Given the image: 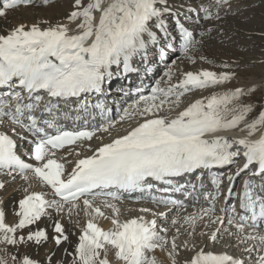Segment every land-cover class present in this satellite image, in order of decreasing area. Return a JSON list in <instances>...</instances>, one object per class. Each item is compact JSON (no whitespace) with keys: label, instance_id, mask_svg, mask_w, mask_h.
<instances>
[{"label":"snow or ice","instance_id":"1","mask_svg":"<svg viewBox=\"0 0 264 264\" xmlns=\"http://www.w3.org/2000/svg\"><path fill=\"white\" fill-rule=\"evenodd\" d=\"M41 2L46 6L49 0ZM35 3L36 0H0V18L7 19L10 13L22 6ZM225 5L230 6V0H211L209 4H202L200 11L204 12L205 20L220 19L219 13L213 16L211 9ZM72 8L66 17L67 23L53 25L47 20L31 24L22 22L0 33V128L12 126V135L8 131H0V173L11 176L13 180L16 176L25 181L35 179L59 198L47 200L43 193H29L25 188L27 194L18 201V210H14V215L19 217L14 226L6 223V213L0 202V244L15 247L33 243L42 246L52 241L59 247L68 240L63 225L58 220L54 221L50 236L46 228L38 226V222L49 216V209L55 208L60 214L64 206L69 205L71 212L79 207L78 201L82 200L85 214L93 215V219H89L81 231L72 264H110L107 258L109 248L120 264H158L155 256L150 257L147 253L157 248L164 250L169 244V256L172 264H176L181 228L187 225L191 229L189 235H194L198 221L205 220V227L208 223L221 227L210 235H201L208 236L216 244L223 239L221 233H227L235 241L234 246L246 253L247 258L205 251L200 247L194 251L188 264H264V195L256 191L258 187L259 192L264 193V109L254 120L244 123L253 107L241 103V98L247 93L236 88L196 99L177 111L186 94L228 83L234 73L188 71L178 82L172 83V70L169 68L164 73L168 78L166 88L159 87L157 82L150 95H141L119 116V121H124L139 115L144 118L142 123L110 143L96 149L89 146L92 155L78 159L71 171L54 158L57 151L68 146L83 147V142L91 141L98 131L109 132L115 127L117 121L107 118L103 102L89 103L88 97L102 95L105 84L113 77L136 71L132 65L137 57L146 71H151L147 67L149 49L160 44V36L153 29H158L166 41L171 36L163 19L165 15L176 17L175 27L183 41L182 51L192 63L196 62L195 53L201 43L180 23L179 10H173L168 0H73ZM167 46L172 47L171 44ZM159 55L161 59L165 58L163 48ZM254 91L255 88L249 89V92ZM71 102L76 103L72 111L77 113L87 114L90 108L99 110L105 115V122L99 128H64L58 121L70 120L72 116L66 111L62 115L57 114L62 112V104ZM165 108L168 112H176V115H161ZM241 124L244 126L240 127ZM17 128L32 137L20 136V140H26L32 146L30 158L35 164L26 163L18 154L20 145L13 139L18 135ZM238 128L246 133L244 137L229 139L218 135ZM257 133L258 138L253 139ZM72 151L74 149L69 154ZM75 154L80 155L79 152ZM241 156L245 163L234 175L246 173L259 177L261 183L256 185L246 179L242 192L238 194L229 188V198L236 195L240 198L244 214L238 219L235 205L231 206L232 212L226 221L219 216L212 218L214 205L201 208L198 213L183 217L182 223L178 216L171 219L172 226H179L169 241L166 235L160 234L167 233V229L158 231L155 220L146 221L138 217L121 221L120 209L106 200L105 205L112 209L110 219L113 227L104 231L95 222L96 218H107L99 207L93 206L92 201L97 197L122 200L118 193H151L154 185L150 181L168 186L164 191L180 192L188 187L195 191V184L177 183L176 178L197 170L225 168L236 163ZM227 179L231 183L234 177L230 174ZM221 183V177L213 175L212 185L216 193L203 194L204 198L210 196L212 202L218 199ZM203 187L201 183L200 188ZM4 188L5 184L0 182V189ZM151 199L157 204L171 205L177 211L185 207L176 199ZM160 215L167 219L164 213ZM225 222L230 227H224ZM33 225L37 227H31ZM25 228L28 229L26 237L17 236V232ZM231 228L236 231H231ZM183 247L188 249L187 241L183 242ZM10 259L12 264H38L28 256L18 258L11 255ZM0 264H8V261L0 257ZM49 264H53L51 257Z\"/></svg>","mask_w":264,"mask_h":264},{"label":"bare ground","instance_id":"2","mask_svg":"<svg viewBox=\"0 0 264 264\" xmlns=\"http://www.w3.org/2000/svg\"><path fill=\"white\" fill-rule=\"evenodd\" d=\"M39 1H41V0H36L35 4L30 5L28 7L22 6L19 10L10 13L8 15L7 19L0 18V33H4L7 30L14 27L15 25L22 23V22L31 24L37 20H47L50 23H52L53 25L58 23V22L67 23L66 18H60L57 22L50 21V14L54 13V12L59 13L61 9L64 10V8H66L69 5L68 0H59L58 2H60V5H58V6L54 5V8H51V5L46 7L43 3L38 4ZM85 2H87V0ZM169 5L173 10L177 9L176 7H173L171 5V3H169ZM226 6H224L223 8H220V9H222V11H225ZM178 9H181V8H178ZM194 10H195V13H192V14L191 13L187 14L188 11H184V10H181V11L186 12V13H181V12L179 13L178 19H179L180 23H182L186 28H187V25H191V24L194 25L199 20L198 19L199 15L204 17V12H201L199 10L197 12L196 9H194ZM214 10H215V7H213L211 9V13H213ZM163 19L165 21V24L167 25L168 31L179 35V32L176 30V27H175L176 17L170 16V15H165L163 17ZM42 26L46 27L47 25H42ZM71 27L74 28L75 25H72ZM196 29H198V30H196ZM196 29L191 30L190 28H188L189 31L193 32L195 39H198L201 37V35L205 31V29L201 26L196 27ZM153 30L157 32L158 36H162V34L159 32L158 29H153ZM176 44H178V43L176 42ZM182 44H183V41L181 38V45ZM160 49L161 48H159L158 46H150L149 53L153 52V53L159 54ZM159 58H160V55H159ZM138 59H140V58L137 57L136 60L139 61ZM175 61H177V62L171 68L172 76H173L172 83L178 82L182 78L183 73L188 72V71H192V70L187 69L184 66L185 64L188 63V61L186 63L185 60L179 58L178 56L174 57L173 62H175ZM198 64H200V63H198ZM222 68H224V67H222ZM198 69H200V67ZM201 70H209V69H200V70H196V72L201 71ZM209 71L216 72L215 70H209ZM192 72H195V71H192ZM233 72H234V70H233ZM135 73H137V72L133 71V72H130L126 75L122 74L121 76H119L118 82H120L119 84L121 85V87H123L127 84L134 83V80H135L134 74ZM221 73H222V71H221ZM245 79H246V81H244L240 76H237V78H233L230 82L218 86L222 89H216L215 91L211 92L210 95H212L214 93L222 94V93L227 92V91L235 90L236 88H242L245 91V89L253 88V86H255V85L257 87L259 85H262V83L264 85V78L262 80L256 81V80H254V76H249ZM144 80H145V78H144ZM167 81H168V78L164 74H162L161 77L158 79L159 87L166 88L168 86ZM111 82H113V80H111ZM115 82H117V80H115ZM137 82H138V80H136V83ZM247 85H248V87H247ZM111 86H112V88L115 89V93H116V91L120 90V87L118 85H116V83H113ZM156 86H157V84L152 86L147 91L146 95H150L151 89L153 87H156ZM207 89H205V90H207ZM201 91L202 90H197V91L186 94V96L182 98L183 103L181 104L180 109H177V111L183 109L189 103L193 102L196 99H204L205 97L199 96L200 95L199 93ZM132 92H133V90H132ZM204 92H202V93L204 94ZM119 93H120V95H122V93L120 91H119ZM101 97H102V102L105 105V109H109L110 103H111L110 99H113V96H111L107 92H104L101 95ZM206 97H208V96H206ZM140 107L142 108L143 105L141 104ZM124 108L125 107H122V110ZM81 113H82V111H81ZM110 113H112V110L110 111ZM161 115L174 117L176 115V112H168L167 108H165V111L162 112ZM89 117H91L90 119H92L91 123L94 122L95 119H97V112L93 111L92 115H86L83 118V120L86 121L85 123L88 122V120H86V119ZM90 119H89V121H90ZM143 119H144L143 117L136 115L135 118H133V119H125L124 121H119V117H117L114 119V121H117V123L115 124V127L110 129L109 132L98 131L96 133V136H94L91 141L83 142V147L68 146L67 148H64L61 151L57 152L56 156L54 158L57 159L59 162L64 163L67 171H71V169L75 165V162L78 159L92 155V152L89 151V146L92 149H96V148L102 146L103 144L110 143L114 138L126 135L127 132L130 131L133 127L137 126L138 123H142ZM251 121L252 120H248L246 118L244 123H249ZM102 124H103V122L99 123V125H97L96 127L99 128ZM88 126H87L88 129L92 128L91 125H88ZM243 126H244V124L240 125V127H243ZM11 127L12 126L9 125L7 128H0V131H8L9 135H12V133L10 131ZM16 132L18 133V135H14L13 139H15L17 141L18 145H20V147L17 150L18 154L21 156V159H23L26 163L35 164L36 162L30 158L31 152H32V146L29 145L26 140L21 141L20 136H25L28 139H32V138L29 135H27L23 130H21L19 128L16 129ZM218 135L226 136L229 139H238V138L244 137L246 135V133L240 131L238 128V129L233 130V131L218 133ZM258 136H259V133H257V135L253 137V139L258 138ZM209 138L211 139L214 137H209ZM71 149H74V151H72L71 154H69ZM76 152H79L80 155L77 156L75 154ZM65 157H66V159H65ZM237 162L238 163L244 162V160L242 158H239ZM4 178H5V180H4ZM9 178H10V180L12 179L11 176L0 173V182L5 184V188L0 189V202H2V207L6 213V223L9 226H14L19 220V217L14 215V210H18V201L23 199L24 196L27 194L24 191L25 187L28 189L29 193L41 192L44 194L45 199H47V200H58L50 188L42 185L39 181H37L35 179H30L29 181L24 180V182H27V185L26 186H23V185L18 186L17 184H19L20 182H15L14 184H9V182H10ZM20 179H21V177H20ZM44 189H45V191H44ZM89 199H92V198L89 197ZM134 199L135 198H133L132 196H126V197H123L122 200H117V201L107 200V201L116 205L120 209V220L121 221H124L126 219H130V218H138V217H143L146 221L155 220L158 231L160 229H167V233L161 232L160 234L166 235V238L169 241H171L172 238L176 235V230H177V227L179 226V225H177L175 227L172 226L171 219L173 217H176V216L180 217L181 223H182L183 217H186V216H189L192 214H196L199 212V210L201 208H203V207H190L188 210L180 209L179 211L176 210V212L171 216L170 212H166L165 210H163V211L158 210L157 208H148L146 206H143L142 202H134L133 201ZM105 201H106V199L97 197L92 202H93V206L99 207L101 209V211L104 212L105 217H107V218H96L95 222L103 230L108 231V229L110 230L113 227V225L111 224V219H110L112 217L113 213H112V209L108 208L105 205ZM78 204L81 205V206H79L80 209H78V210L73 209L71 212H69L70 206L65 205L63 210L60 212V214H57V211L55 208L49 209L48 210L49 216L43 217L42 220L40 222H38V226L41 228H46V230L50 236L53 234L52 225H53L54 221L58 220L63 225V227L65 229V234L68 236V240L65 241L64 243H62L59 247H57L54 244V242H52V241H49L47 244H44L42 246H37L33 243H25V244L17 245V246H24L25 248H20V250L18 252H16V250H13V249H10L9 247H6L7 245L0 244V257H3L4 259H6L8 261V264H12V260L10 259L11 255H16L18 258H23L24 256L31 257L30 255H32V254H39L40 256H42L43 254H47L48 258L46 259L45 264H49V258L50 257H51L53 264H72L73 259L71 260L69 255L73 254V258H74L75 247L78 244L81 231L86 226L88 220L93 219V215H86L85 214V208L83 205V201L82 200L78 201ZM147 205L152 207L153 204L148 203ZM141 209H149L150 211L143 212V211H141ZM88 211L90 212L91 210L89 209ZM238 212H237V214H238ZM161 213H164L167 216V219L163 218L160 215ZM215 216L223 217V218H225V221H226L229 214L219 212L216 209L214 216L212 218L214 219ZM206 223H207V220L198 221L194 235H189V232L191 231V229L188 228L187 225H185L184 228H181V234L179 235V237L177 239V244L179 245L178 253L179 252L180 253L175 256V260H177L178 262H181L182 264H188V261L192 257V255L194 254V251L198 250L200 247H204L205 251H209V250L214 251L215 250L214 252H225V253L232 255L236 258H247L246 253H242L239 248L234 246L235 241L233 239H230L227 233H221V235L223 236V239L219 240L216 244H213L208 239V236L201 235L202 233H208L210 235L212 232L216 231L217 228L221 227L219 224H210V223H208L207 227H205ZM31 227L36 228L37 225H33ZM224 227H230V226H228L225 222ZM231 231L235 232L236 230H235V228H231ZM249 231H251V230L249 229ZM27 233H28V229L25 228L23 230H19L17 232V236L24 235L26 237ZM185 241L188 242V249H185L183 247V242H185ZM17 246H15V247H17ZM26 246H30V247H26ZM214 246H218V248H220V249H218L217 247L214 248ZM64 248H66V256L63 259H60L58 256H59L60 252L64 250ZM41 249H44V252L40 254L39 250H41ZM169 249H170V244L164 250H161L159 248L156 249L157 253L155 255V258L157 259V261H159L158 264H169L170 263L169 260L172 258L169 256ZM189 249H192V250L190 251ZM216 249H218V250H216ZM29 252L31 253L30 255H29ZM63 253H65V252H63ZM113 255L114 254H112V250H108L107 258L110 261V264H120L119 261L115 262L116 260L112 259ZM147 255H149V253ZM102 256H103V253H102ZM254 257H255V253H253V258ZM112 260H113V262H112Z\"/></svg>","mask_w":264,"mask_h":264},{"label":"rangeland","instance_id":"3","mask_svg":"<svg viewBox=\"0 0 264 264\" xmlns=\"http://www.w3.org/2000/svg\"><path fill=\"white\" fill-rule=\"evenodd\" d=\"M58 1L59 0H50L46 7L51 5V8H54V5H60V2ZM68 1L69 5L64 8V10L61 9L59 13L54 12L50 14V21L57 22L60 18L67 17L70 11L73 10V0ZM174 1L178 2L179 5H182L183 8H193L195 6L193 4L195 3V0ZM197 1H200V3L196 5L197 7H194L193 9L188 11L187 14L195 13L194 9H196V11L198 12V10L200 11V6L202 4H208L211 2V0ZM38 4H42V2L39 1ZM171 5L173 7H176L177 9L175 10H179V13H186L181 11L182 9H178L179 7L174 3H172ZM225 9V11H222V9H216V11H213V16H215V14L218 12L220 19L206 20V22H204V19H201V22L199 23L201 24V26L205 25L203 27L205 31L202 33L201 39L198 38L201 43L198 45V52L195 53L196 62L192 63L190 61V63L187 57H185V61L186 63L188 61V63L184 66L187 69L195 72L196 70L200 69H209L215 70L217 74H220L221 71L222 73H234L236 74V77L234 76L233 78H237V76H240L244 81H246L245 78L249 76H254V80L256 81L262 80L264 78V0H230V6L227 5ZM199 17L200 15L198 16V19ZM201 57H203L204 59H202ZM168 62L169 60L167 61V63ZM225 65H227V67H224ZM199 67L200 69H198ZM253 88H255L254 92H249V88L245 89V93H247V95L241 98V103L250 104L253 107V111L248 114V117H246L248 120H254L258 116V113L262 109H264L263 83L258 87L255 85L253 86ZM216 89L222 88L216 86L208 88L207 90L204 89L199 93V96H209L211 92L215 91ZM202 92H204V94ZM15 182H20L19 184H17L18 186L27 185V182H24V179L22 178L20 179V176H17L14 180L11 179L9 184H14ZM76 209L78 210L80 209V207ZM6 247L16 250V252H18L20 248H25L24 246L13 247L10 245H7ZM215 247L218 248V246H214V248ZM64 250L61 251L58 256L60 259H63L66 256V248H64ZM39 252L40 254L43 253L44 249L39 250ZM156 253L157 250L149 253V256H155ZM30 254L31 253L29 252V255ZM30 256V258L37 261L38 264H45V261L48 258L47 254H43L42 256H40L39 254H32ZM69 257L72 260L73 254L69 255ZM112 259L116 260L114 255ZM169 261V264H172V259H170ZM115 262L118 261L116 260ZM176 264L182 263L176 260Z\"/></svg>","mask_w":264,"mask_h":264}]
</instances>
